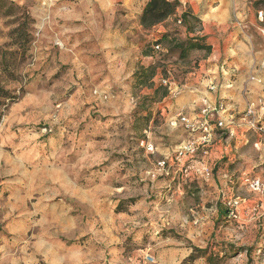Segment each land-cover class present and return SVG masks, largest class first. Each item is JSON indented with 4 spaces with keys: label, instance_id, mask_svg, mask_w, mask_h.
<instances>
[{
    "label": "rangeland",
    "instance_id": "374dc122",
    "mask_svg": "<svg viewBox=\"0 0 264 264\" xmlns=\"http://www.w3.org/2000/svg\"><path fill=\"white\" fill-rule=\"evenodd\" d=\"M246 2L264 39V0ZM34 4L0 0V264H264V201L247 184L264 181L261 124L231 136L229 125L214 129L213 114L209 142L199 145V108L183 115L192 131L180 118L172 125L161 104L160 77L184 86L203 66L208 54L187 49L201 40L199 21L181 27L171 17L150 37L132 30L131 49L154 67L141 83L139 70L114 79L105 61L102 74L87 69L90 60L53 39ZM22 20L28 35L19 38ZM189 143L195 152L178 162Z\"/></svg>",
    "mask_w": 264,
    "mask_h": 264
},
{
    "label": "crops",
    "instance_id": "0c3cea01",
    "mask_svg": "<svg viewBox=\"0 0 264 264\" xmlns=\"http://www.w3.org/2000/svg\"><path fill=\"white\" fill-rule=\"evenodd\" d=\"M14 1L34 2L33 8L41 17L40 21L52 25L53 39L62 47L67 46L73 58L84 57L90 60L85 64L87 69L95 68L99 74L103 73L101 63L105 61L113 78L118 80L129 78L143 67L141 60L150 59L143 58L137 46L134 51L131 49L133 43L128 41H133L131 36L134 31L136 34L145 33L150 36L154 32L160 34L161 31L165 32L163 25L171 19L144 29L140 25V16L149 0ZM177 1L180 7L173 17L175 22L182 13L196 18L200 23L196 35L210 47V53L203 60L198 73L191 74L194 83L179 87L167 77L159 78L158 86H163L167 91L161 104L168 110L172 125H176L179 116H198L194 110L199 108L202 111L205 103L211 108L222 105L225 109L216 114L214 122L222 121L225 127L229 125L231 136H236L235 128L248 127L246 121H242L247 105L264 101V68L261 67L264 62V39L259 37V27L254 19L257 12L247 4V0ZM179 26L183 27L181 24ZM80 46L85 48L81 49ZM138 65L141 67L138 68ZM164 81L166 84H163ZM106 86H110V83H106ZM104 93L100 90V94ZM170 95L174 97L172 104L166 102ZM262 122L263 117L260 124ZM254 146L257 147L258 143ZM3 159L7 161V157L0 154V162ZM0 178L3 180L5 175L1 173ZM2 184L3 191H7V180L2 181ZM5 207L7 212V204ZM57 210L54 205H42L41 211L43 215L49 211V216L60 217L62 212Z\"/></svg>",
    "mask_w": 264,
    "mask_h": 264
},
{
    "label": "built area",
    "instance_id": "2783aa9c",
    "mask_svg": "<svg viewBox=\"0 0 264 264\" xmlns=\"http://www.w3.org/2000/svg\"><path fill=\"white\" fill-rule=\"evenodd\" d=\"M262 10H260L258 12V16L260 18V20L262 21L263 17H262ZM177 23L180 25L181 22L180 20L177 21ZM154 49L156 51L160 50V45H156L154 47ZM261 67L264 68V62L261 64ZM163 84H166V82L164 81ZM95 94L97 93L94 92ZM103 99H107L108 96L106 94H103L102 96ZM225 108L220 105L218 107H210L208 104H204V108L201 111L202 115H203V121L199 124L202 130V136L200 138V143L199 145H204L207 144L209 142V138L211 136V125L209 124L207 117H212L213 118V114H218L219 112H222ZM257 109H260L261 111H263L264 114V101L259 100L257 103H251L249 105H247L246 111L244 112L243 116H242V121H246L247 126H249L250 128H256V126H258V124L260 123V120L256 121L255 120V115H256V111ZM180 121L182 123L185 124V126L189 129L194 131L195 125L193 122L188 121L186 117L184 116H179ZM214 127V129H219L222 130L225 125L222 121H215L214 124L212 125ZM259 131H264V122H262L261 126H259ZM194 144H187L184 145L183 147H180L179 150L177 151V154L175 156V159L180 162L181 159L185 156V155H189V154H193L197 148V146H193ZM168 162H166V160H162L160 162L157 163V167L158 170L161 171H165V165H167ZM208 175V174H207ZM248 184V188L250 189V191L254 194L260 195L264 201V182L261 181L260 179H252V180H248L247 181ZM238 204L237 201H234L233 203H228V205H230L231 208H235V206ZM233 213V212H232Z\"/></svg>",
    "mask_w": 264,
    "mask_h": 264
},
{
    "label": "trees",
    "instance_id": "16d2710c",
    "mask_svg": "<svg viewBox=\"0 0 264 264\" xmlns=\"http://www.w3.org/2000/svg\"><path fill=\"white\" fill-rule=\"evenodd\" d=\"M179 7L180 4L177 0H149L142 10L140 16V25L144 29H149L157 24H160L171 17H175ZM190 17L191 16L188 13H182L180 17L177 19V21L180 20L181 24L186 23L188 22V18ZM193 20H197V19L193 18ZM26 29L27 27L25 24V20H22V22H19L17 24L14 32L19 38H23V37H27L28 35V31ZM187 42H188L187 49L189 50H201V51H205L207 54L210 53V47L206 46L205 44H202V42H204L202 38L201 40L194 38L192 40H187ZM156 45H159L158 41H156ZM153 70H154L153 66H149L147 68L141 67L139 69V72H137L138 74L137 76L139 75L141 76L139 78V80H141V83L149 79L148 77L149 75L144 77L145 73L152 72L150 77L153 76L154 73ZM4 93L5 92L3 91V89L0 88V97H4ZM6 95L7 97L9 96V94L7 93Z\"/></svg>",
    "mask_w": 264,
    "mask_h": 264
}]
</instances>
